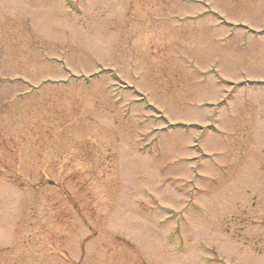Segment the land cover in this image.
<instances>
[{
	"label": "rangeland",
	"instance_id": "374dc122",
	"mask_svg": "<svg viewBox=\"0 0 264 264\" xmlns=\"http://www.w3.org/2000/svg\"><path fill=\"white\" fill-rule=\"evenodd\" d=\"M0 264H264V0H0Z\"/></svg>",
	"mask_w": 264,
	"mask_h": 264
}]
</instances>
